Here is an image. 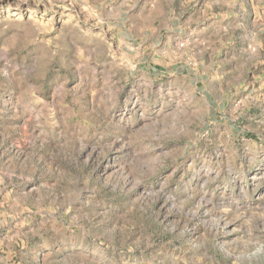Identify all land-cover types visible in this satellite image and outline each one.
<instances>
[{"label": "rangeland", "instance_id": "374dc122", "mask_svg": "<svg viewBox=\"0 0 264 264\" xmlns=\"http://www.w3.org/2000/svg\"><path fill=\"white\" fill-rule=\"evenodd\" d=\"M0 264H264V0H0Z\"/></svg>", "mask_w": 264, "mask_h": 264}, {"label": "crops", "instance_id": "0c3cea01", "mask_svg": "<svg viewBox=\"0 0 264 264\" xmlns=\"http://www.w3.org/2000/svg\"><path fill=\"white\" fill-rule=\"evenodd\" d=\"M243 6H241V11H238V17L237 19H226V22L224 23V28L223 29V35H226L228 37H230V39L233 40H238L241 39L243 37V35H245V33L248 31L246 29L245 23H244V19H243ZM188 14H190V12H186L182 14V16L180 17V19H187L188 23L189 21L192 22V20L194 19L192 16H189ZM207 33L204 34V36H215V34L213 32L215 31H206ZM203 36V37H204ZM200 38H202L201 36H198ZM216 37V36H215ZM210 46V45H209ZM201 47L203 50H206V48L208 47L207 44L204 43V40L201 41Z\"/></svg>", "mask_w": 264, "mask_h": 264}]
</instances>
